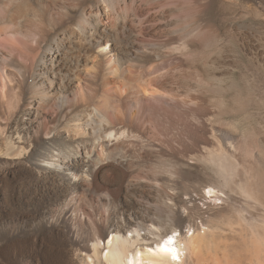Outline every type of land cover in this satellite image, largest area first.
I'll return each mask as SVG.
<instances>
[{
	"label": "bare ground",
	"instance_id": "6f19581e",
	"mask_svg": "<svg viewBox=\"0 0 264 264\" xmlns=\"http://www.w3.org/2000/svg\"><path fill=\"white\" fill-rule=\"evenodd\" d=\"M212 1L0 0L4 218L25 225L9 232L15 249L49 264H264V138L222 119L210 96L225 59H200L191 37L206 25L211 45ZM183 177L197 179L202 215ZM236 202L261 219L223 214Z\"/></svg>",
	"mask_w": 264,
	"mask_h": 264
},
{
	"label": "rangeland",
	"instance_id": "374dc122",
	"mask_svg": "<svg viewBox=\"0 0 264 264\" xmlns=\"http://www.w3.org/2000/svg\"><path fill=\"white\" fill-rule=\"evenodd\" d=\"M217 1L218 2L213 0L207 4V6H204V22L209 24V28L213 36L211 45L208 44L206 35V31L208 30L206 28L208 27L206 25H203L200 33L201 35L199 34L197 37L191 36L194 40L198 39L204 48L206 46H212V50L207 47V51L203 48L200 50V59L205 57L208 53L214 51L218 60L220 58L226 60H219V63L221 66H225H222L223 69L221 70L222 74L220 73V76L222 75V78L225 76L226 79L225 77L224 79L227 83H223L224 87L222 89L224 91L222 89H216L220 91L217 92L215 90L214 92H211V103L215 108H218V106L221 105L224 107V109L221 107L218 108L219 110H226V113L223 114L224 117L222 116L223 120L241 119L243 126L247 125L255 128V130L261 133L263 136L261 134L260 135L264 138V10L257 7L254 8L253 3L247 0H235L234 2L229 0ZM144 14L147 15L146 12H144ZM144 14L139 16L138 23L139 21H145ZM140 17H142L141 20ZM147 21L148 23H146ZM145 24L146 26L149 24V28L151 29L156 26V21L150 16L146 19ZM191 37L190 40H192ZM1 38H3V36ZM202 51L205 52H203L205 56L202 55ZM217 52L222 54H218ZM225 63H227V65ZM2 82L3 78L1 77L0 85ZM229 87L231 90L227 89V92L225 89ZM217 96L218 98H216ZM222 100V104L220 103V105H218L219 101ZM218 109L215 110L218 112ZM53 117L54 111L52 109L48 110L44 114L45 122L44 124L42 123V126L50 124L53 121ZM148 132H146L147 135H151L150 133L148 134ZM189 165L191 164H188L187 167L184 168V172L187 174L191 172L193 173V171H199L191 166L188 168ZM98 178L100 180L103 178V175H100ZM192 179L188 180L187 177L181 178L182 182L181 180L180 182L183 184L179 182V186L182 185L180 188L182 190L185 189V191L190 194V197L188 195H183V197L191 200L188 204L189 206H193L192 212L195 216L199 214L202 215V211L206 210V205L203 204L196 194L197 179ZM99 180L95 183L98 187H102L101 181ZM108 180H110V178ZM110 182H114L110 190L116 191L118 181L114 180ZM6 190L7 186L0 175V264H49L47 257L48 255L51 256V254H48L47 252L38 250V248H14L13 240L16 236L9 232L15 228L21 229L25 225L20 222L7 221L4 218V216L6 218L10 217L5 215L6 212H4V207L6 206L4 202V196L7 195V192H5ZM235 207L236 208L226 207L223 210V214L226 216L229 215V217L235 219L236 209H241L243 216L246 217L249 222L259 221L261 219L260 216L262 211H260L261 209H258V207L253 210L251 208H246L240 202H236ZM204 215L206 216L207 214ZM12 237H14L13 240ZM236 240L237 237L233 236V241Z\"/></svg>",
	"mask_w": 264,
	"mask_h": 264
},
{
	"label": "snow or ice",
	"instance_id": "6c2138e0",
	"mask_svg": "<svg viewBox=\"0 0 264 264\" xmlns=\"http://www.w3.org/2000/svg\"><path fill=\"white\" fill-rule=\"evenodd\" d=\"M167 250V249H166ZM175 258V257H174Z\"/></svg>",
	"mask_w": 264,
	"mask_h": 264
}]
</instances>
